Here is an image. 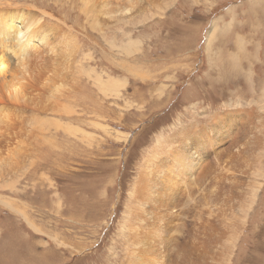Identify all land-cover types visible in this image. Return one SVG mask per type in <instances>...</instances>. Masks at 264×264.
Segmentation results:
<instances>
[{
  "label": "rangeland",
  "instance_id": "rangeland-1",
  "mask_svg": "<svg viewBox=\"0 0 264 264\" xmlns=\"http://www.w3.org/2000/svg\"><path fill=\"white\" fill-rule=\"evenodd\" d=\"M8 1L0 264H264V0Z\"/></svg>",
  "mask_w": 264,
  "mask_h": 264
},
{
  "label": "bare ground",
  "instance_id": "bare-ground-1",
  "mask_svg": "<svg viewBox=\"0 0 264 264\" xmlns=\"http://www.w3.org/2000/svg\"><path fill=\"white\" fill-rule=\"evenodd\" d=\"M8 1V0H7ZM10 1V0H9ZM8 1V2H9ZM87 1V0H86ZM2 2V1H1ZM7 2V3H8ZM6 7V6H5ZM2 8V7H1ZM259 8H262V7H259ZM5 9V8H4ZM0 11H1V9H0ZM261 11V10H260ZM264 14V13H263ZM0 28L2 29L1 31H0V35L3 37V40L4 41H6V42H4V47L6 48V51H7V53H13V51L15 50V49H18L19 48V45L21 46V48L23 49V50H26V47L27 46H32L33 44H32V42H31V40L29 41V42H24V40H22V39H18L17 40V38H18V35L20 34V36H24V32H23V28H21V27H18L17 26V24H16V22H15V19L13 18V17H11V16H9V12H4V13H1L0 14ZM17 37V38H16ZM0 61H2V62H6V63H11V58H9L8 56H6V57H0ZM17 63V62H16ZM18 65V64H17ZM15 67V66H14ZM25 71H26V69H24ZM18 71V70H17ZM16 71V69L14 68V71H13V73L12 74H10L9 76H8V78H7V80H5V77H4V75L3 76H0V80L2 81L1 82V84H0V93L2 94V96L0 97L1 99H0V104H2V103H8V102H10V104L11 103H17L18 101H19V99L21 98V91H20V87H18L17 86V77L15 76V73L17 72ZM18 73V75L20 76L22 73H19V72H17ZM27 74V73H26ZM17 75V76H18ZM25 76H27V75H25ZM31 78V77H30ZM33 79V78H32ZM21 80V79H20ZM26 81H27V79H26ZM30 83V82H29ZM118 88H119V86L118 85H115L114 87H113V91L114 92H116L117 90H118ZM7 117V116H6ZM222 119L223 118H221V117H219V118H217L216 119V121H214L213 122V124L214 123H216V122H218V123H220L221 121H222ZM1 120H3V118H2V116H0V122H1ZM221 133H219V135H220ZM218 135V136H219ZM255 141H257V139L255 140ZM185 152L183 151L182 152V156L184 157V159H183V161H185V162H187L188 164H191V165H194V164H196L197 163V161H199V157H200V155H197L195 158H193V159H185ZM180 158V157H179ZM182 160V159H181ZM187 163H183V164H187ZM173 165V164H172ZM176 165V164H175ZM177 166V165H176ZM179 166V165H178ZM172 167V166H171ZM180 167V166H179ZM183 167V166H182ZM174 168V167H173ZM185 168V167H184ZM191 168V167H190ZM167 169H168V167H167ZM187 169H189V168H187ZM173 170H175V169H173ZM180 170V169H179ZM192 170V169H191ZM168 171V170H167ZM176 171V170H175ZM178 171V170H177ZM226 172H228V170L226 171ZM165 173V172H164ZM174 173V172H173ZM177 173V172H176ZM190 173V172H189ZM178 174V173H177ZM188 174V173H187ZM177 176V175H176ZM167 178H169L168 176H162L161 177V180H164L165 182L167 181ZM233 184V183H232ZM234 185V184H233ZM233 185H228L225 189H224V191H225V193L226 192H228V191H231L232 189H233ZM219 186H221V185H217L216 186V189L219 187ZM213 187V186H212ZM212 189V188H211ZM238 189V188H237ZM215 190V189H214ZM236 190V189H235ZM239 190V189H238ZM206 191V193L207 194H209V196H208V198L210 197V195H212L213 193H210L209 192V190H205ZM212 191H213V189H212ZM138 192H140V191H138ZM213 192H215V191H213ZM231 193H233V192H231ZM174 194V193H173ZM206 195V194H205ZM229 195H230V193H229ZM172 196V195H171ZM218 196H221V194L219 193V194H217L216 195V197L218 198ZM211 198V197H210ZM209 198V199H210ZM217 198H215V200H217ZM145 199V198H144ZM233 199V198H232ZM170 200V199H169ZM173 200V199H172ZM172 200H170V201H172ZM147 201V200H146ZM207 201H209V200H207ZM206 201V202H207ZM211 201V200H210ZM209 201V202H210ZM148 202H150V203H153L152 201H148ZM0 204L4 207V208H6L7 210H9V211H11V212H13V213H15V214H18L19 212L15 209V207L13 206V204L10 202V201H8V200H5V199H3V198H0ZM158 204L160 205V203L158 202ZM203 204H205V203H203ZM148 205H149V203H148ZM198 205V204H197ZM200 205V204H199ZM212 204H210V206H211ZM167 206H169V205H167ZM210 208V207H209ZM200 211V210H199ZM187 214V213H186ZM198 216V215H197ZM203 217V216H202ZM148 221H149V219H148ZM147 221V222H148ZM150 232V231H149ZM147 235V234H146ZM149 237H150V234L148 235ZM159 235H157V237H158ZM155 238V240H156V237H154ZM153 238V239H154ZM159 238V237H158ZM142 239H144V237L142 238ZM161 239V238H160ZM192 239V238H191ZM140 240V239H139ZM138 240V241H139ZM146 240H148V239H146ZM158 240V239H157ZM188 240H189V238H188ZM174 241V242H173ZM172 241V243H173V245L171 244V246H172V249H173V253H174V256H177V252H176V250L178 249L177 248V245H179L178 243H176V241L175 240H173ZM185 241V240H184ZM140 242V241H139ZM155 242V241H154ZM186 242V241H185ZM184 242V243H185ZM158 243V242H157ZM138 244H140V243H138ZM177 244V245H176ZM142 251H144V250H142ZM142 251H139V252H142ZM148 252H149V254H150V252L151 251H149L148 250ZM144 253V252H143ZM141 254V253H140ZM148 254V253H147ZM144 255V254H143ZM139 256V255H138ZM137 256V257H138ZM141 256H142V254H141ZM151 256V255H150ZM182 256H183V258H184V261H186V263L188 264V255H187V253H186V251H183V253H182ZM143 257V256H142ZM142 257H140V258H142ZM152 257V256H151ZM138 259V258H137ZM146 259H147V257H146ZM151 259V258H150ZM152 260H153V258H152ZM135 261H136V259H135ZM139 261V260H138ZM145 261V260H144ZM148 261V260H147ZM156 262V261H155ZM139 263H141V262H139ZM138 263V264H139ZM145 263V262H144ZM148 263V262H147ZM146 263V264H147ZM152 263V262H151ZM150 263V264H151ZM154 263V262H153ZM155 264V263H154ZM157 264V263H156ZM173 264H175V263H173Z\"/></svg>",
  "mask_w": 264,
  "mask_h": 264
},
{
  "label": "clouds",
  "instance_id": "clouds-1",
  "mask_svg": "<svg viewBox=\"0 0 264 264\" xmlns=\"http://www.w3.org/2000/svg\"><path fill=\"white\" fill-rule=\"evenodd\" d=\"M10 70V66L6 62L0 61V76L7 74Z\"/></svg>",
  "mask_w": 264,
  "mask_h": 264
}]
</instances>
